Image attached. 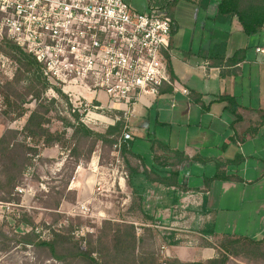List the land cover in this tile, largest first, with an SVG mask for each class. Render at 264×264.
<instances>
[{"label":"crops","instance_id":"0c3cea01","mask_svg":"<svg viewBox=\"0 0 264 264\" xmlns=\"http://www.w3.org/2000/svg\"><path fill=\"white\" fill-rule=\"evenodd\" d=\"M216 6L213 2L208 9H201L196 14L195 29L188 46L182 45L178 38L175 10L171 52L167 60L174 86H163L165 89L171 87L172 91L160 93L151 102L144 99L129 121L135 134L131 141L132 152L143 158L148 170L161 172L164 176L169 174L170 168L162 169L154 163V155H161V145L185 155L187 161L177 168L179 185L187 191L148 182L140 174L121 175L118 190L128 188L130 182L136 191L165 192L167 202L176 199L185 202L192 197L193 208L202 209L215 235L230 234L259 240L264 237V124L257 136L243 144H232L230 138L235 131L241 135L253 127L259 120L256 111L264 110V56L255 53L256 47H264V29L248 37L236 18L226 23L216 22ZM238 51H244L241 60L236 64L230 62ZM227 61L230 64H226ZM184 89L188 95L182 93ZM225 94L235 97L240 106L243 120L236 125L237 130L231 128L235 117L220 101ZM238 156H242V162L229 166L226 171L238 175L243 183L213 181L206 194L198 192L204 189L205 179L216 174V162ZM139 196L145 200V194ZM153 199L155 204L161 202L157 196ZM165 206L169 208L171 203ZM242 220L247 226L245 232L238 230ZM258 222L260 226L255 224ZM213 254L207 258H214Z\"/></svg>","mask_w":264,"mask_h":264},{"label":"rangeland","instance_id":"374dc122","mask_svg":"<svg viewBox=\"0 0 264 264\" xmlns=\"http://www.w3.org/2000/svg\"><path fill=\"white\" fill-rule=\"evenodd\" d=\"M124 1L137 12L147 10L148 0ZM200 10L197 4L187 1L180 2L176 10L177 34L184 46L192 41L194 17ZM2 41L0 39V43ZM17 70V63L0 53V88L15 78ZM47 83L49 88L45 92L44 100L47 105L55 102L51 104V113L48 115L49 129L63 132L64 123L60 119L67 118L75 123L72 117L74 106L68 96L58 95L59 89ZM99 100L102 104H108V97L103 92L100 93ZM35 107L36 103L29 99L24 106V117L11 122L9 114H4L6 108L0 94V137L7 128L21 132ZM80 109L81 112H75L79 115V122L96 132L106 133L117 122V113H99L105 119L94 121L92 118L89 121L84 119V103ZM66 133V139L70 140L72 131L67 129ZM130 133L134 139V132L131 130ZM28 143L33 147L35 145L30 140ZM72 147L73 145L59 142L51 148H44L23 173L22 182L12 196L15 200H0V234L6 236L0 237V264H59L53 260H45L42 252L17 243L19 239L14 236L33 230L39 234L40 239H48L52 231L67 229L72 230L75 238H80L87 233L96 234L102 222L109 220L134 224L137 234L145 237L146 247L157 254L160 263L175 258L183 262H204L213 253L216 257L213 247L219 245L222 238L215 235L212 224L208 223L209 219H205L207 216L202 214V209L193 208L192 197L185 202L177 199L175 202H167L165 192H152L149 189L136 191L130 182L129 189L118 190L119 177H129L121 150L115 149L114 145L98 143L90 161L81 159L79 165H76V157L70 154ZM86 148L87 146L83 150L82 158ZM140 194H145V200L141 197L142 206L144 205L142 210L153 217L152 221L145 218L139 209ZM156 196L161 199L157 204L152 201ZM60 198L61 203L57 207ZM169 203L171 207L168 208L165 205ZM24 218L30 219L32 225L21 222ZM255 224L260 226V222ZM251 225L254 226V223ZM145 228L150 229V232H146ZM246 228L242 220L238 230L245 232ZM229 264L248 263L234 259Z\"/></svg>","mask_w":264,"mask_h":264},{"label":"trees","instance_id":"16d2710c","mask_svg":"<svg viewBox=\"0 0 264 264\" xmlns=\"http://www.w3.org/2000/svg\"><path fill=\"white\" fill-rule=\"evenodd\" d=\"M182 1L193 2L200 9H208L211 3L215 2L216 15L214 20L226 23L236 18L243 32L248 37L257 35L264 29V0H148V9L167 11L174 18L175 10ZM173 34V28H172ZM0 53H4L14 60L18 65L15 78L0 88V94L4 100L6 111L9 114V121L13 122L23 118L25 115L24 106L28 100L36 103L35 109L30 113L26 124L21 132L7 128L0 137V200L9 202L15 200L12 197L15 189L18 188L23 179V173L31 164L35 156H39L44 148H51L62 142L63 145H73L70 154L76 157L75 164L79 165L81 159L88 162L98 143L113 146L118 137L121 136L125 127L121 119L111 126L106 133L96 132L79 122V115L72 113L75 123L67 118H61L64 123V131H52L49 129L51 104H46L44 95L49 88L45 77L42 74L41 65L36 59L22 50L14 42L4 39L0 43ZM244 51H238L232 58L233 63L241 60ZM229 61L225 62L230 64ZM221 63L219 64V66ZM172 80L174 78L171 76ZM24 83V85H23ZM172 91L169 87L163 86L160 93ZM59 92V90H57ZM62 97H66L65 95ZM225 103L226 110L235 117L231 128L236 129L243 117L239 113L240 106L235 97L225 94L220 97ZM259 120L254 126L240 135L234 132L230 138L232 144H243L247 139L258 135L259 128L264 124V110L256 111ZM72 131L70 140L66 139V130ZM35 143L34 147L28 141ZM85 154L82 156L83 150ZM132 142L124 144L121 148V156L125 159V166L129 176L143 175L148 182L157 183L165 188H174L181 192L187 191L179 185L178 166L187 161L185 155L177 150H170L168 146L161 145V155H154V163L162 169L170 168L168 175L161 172L148 170L143 158L132 152ZM154 149V146L152 147ZM136 160L139 163H135ZM242 156L225 162H216L217 172L204 181V189L198 192L207 193L213 181L243 183V179L236 174H228L227 168L231 165H238L242 162ZM195 161L206 162L202 159ZM139 199V209L145 218L153 220V217L142 210V198ZM18 200V199H17ZM61 198L57 202V207ZM56 207V208H57ZM27 225H32L30 219H21ZM150 232V229H144ZM72 230L52 231L50 238L40 239L39 234L33 230L22 235H15L19 240L17 243L29 246L33 251L43 253L45 260H53L59 264H229L231 260H244L248 264L264 262V237L255 240L246 236L224 234L220 238L219 245L214 246L216 257L204 262H183L178 258L169 259L160 263L157 254L146 247L145 237L137 234L134 224L128 222L104 221L97 233H87L85 237L75 238ZM1 238H6L0 234Z\"/></svg>","mask_w":264,"mask_h":264},{"label":"built area","instance_id":"2783aa9c","mask_svg":"<svg viewBox=\"0 0 264 264\" xmlns=\"http://www.w3.org/2000/svg\"><path fill=\"white\" fill-rule=\"evenodd\" d=\"M172 26L167 11L137 12L124 0H0V39L36 59L57 94L70 98L73 113L82 103L89 121L117 113L125 123L118 150L133 140L136 107L157 99L162 86H174L167 69ZM255 53L264 56V47Z\"/></svg>","mask_w":264,"mask_h":264}]
</instances>
